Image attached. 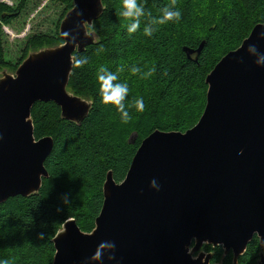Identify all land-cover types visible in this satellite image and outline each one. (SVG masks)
Wrapping results in <instances>:
<instances>
[{"label":"water","instance_id":"95a60500","mask_svg":"<svg viewBox=\"0 0 264 264\" xmlns=\"http://www.w3.org/2000/svg\"><path fill=\"white\" fill-rule=\"evenodd\" d=\"M103 13V0H74L60 25L63 43L30 53L15 75L0 78V205L37 195L49 178L45 162L54 141L35 138L33 106L53 102L62 119L79 126L88 117L92 101L68 86L74 54L96 44L89 29ZM261 33L264 24L208 75L205 111L194 128L153 132L123 182L108 173L95 229L86 234L75 220L66 221L53 239V264H210L214 255L200 252L205 244L232 253L238 264L255 237L264 249ZM203 47L184 51L191 59Z\"/></svg>","mask_w":264,"mask_h":264},{"label":"trees","instance_id":"16d2710c","mask_svg":"<svg viewBox=\"0 0 264 264\" xmlns=\"http://www.w3.org/2000/svg\"><path fill=\"white\" fill-rule=\"evenodd\" d=\"M51 1L65 7L56 35L30 38L16 65L6 59L4 27L22 15L30 0H21L17 7L0 1V71L10 68L15 72L29 51L63 43L60 23L74 0ZM137 2L144 6L145 15L139 29L129 33L132 21L121 15L122 0H103L104 13L89 29L96 34V44L74 54L68 90L92 101L83 123L79 126L62 119L60 107L53 102L33 106L35 138L54 141L45 162L49 178L43 180L37 195L12 198L0 205V261L53 264V239L71 219L81 231L91 233L103 207L108 173L112 172L117 183L123 182L137 150L153 132L185 133L194 128L205 111L208 75L223 57L241 47L257 25L264 24V0H175L174 6L173 0ZM164 7L179 10L180 20L155 23ZM145 27L153 28L152 36L144 34ZM202 43L201 53L188 58L184 49L196 51ZM80 57L88 58L83 67L75 65ZM101 66L116 73L117 82L127 83L126 106L143 98V111L127 107L131 116L127 123L112 104L102 100L97 80ZM133 67L140 71L133 74ZM133 135L134 144L130 142ZM41 233L44 238L38 239ZM207 250L215 253L213 264H233V254L225 256L222 247L208 246ZM260 251V240L255 237L238 264H257Z\"/></svg>","mask_w":264,"mask_h":264},{"label":"clouds","instance_id":"9594fccd","mask_svg":"<svg viewBox=\"0 0 264 264\" xmlns=\"http://www.w3.org/2000/svg\"><path fill=\"white\" fill-rule=\"evenodd\" d=\"M175 4V0H173V6ZM123 11L121 15L132 21L128 26V32L134 33L140 27V18L145 15L144 6L139 4L137 0H122ZM150 16L151 13H148ZM181 12L179 10H173L172 7H164L162 9V16L159 19H156L154 22L160 25H163L170 21H179L181 18ZM153 28L145 27L144 34L146 36L153 35ZM68 35V33H66ZM259 39H264V33H261ZM250 49L257 50L255 45H250ZM88 63L87 57H80L75 60V65L77 67H83L85 64ZM259 64L260 61H257ZM122 71V69L118 70ZM133 74H136L140 71L139 68L133 67L131 69ZM152 71H155L154 69ZM152 72L146 73V75H151ZM97 80L100 84V93L102 96V100L106 104H112L117 111L121 114V119L123 122L127 123L131 116L129 115V111L127 107H134L137 111L144 110V102L143 98L134 99L130 105L126 106L125 101L128 96L129 88L127 83H119L118 76L116 73L110 72L105 66H101L97 73ZM154 183V181H153ZM44 233H41L38 236V239H43ZM103 248V245H100L97 251L95 252L94 256L92 257L93 260L98 259L100 256V249ZM109 259H113V257H109ZM0 264H9L8 260L0 261Z\"/></svg>","mask_w":264,"mask_h":264},{"label":"rangeland","instance_id":"374dc122","mask_svg":"<svg viewBox=\"0 0 264 264\" xmlns=\"http://www.w3.org/2000/svg\"><path fill=\"white\" fill-rule=\"evenodd\" d=\"M0 1L13 7H17L21 2V0ZM64 9V6L58 5L51 0H30L22 15L11 26L4 27V47L7 61L16 65L24 55L28 40L35 35H56L57 26L64 13ZM36 51H29L28 55ZM15 72L10 68H5L0 71V78H2L5 73L15 75ZM203 252L204 250L201 251V253ZM198 255L199 253H196L193 256L197 257ZM262 255L264 256V249L259 253L257 264Z\"/></svg>","mask_w":264,"mask_h":264},{"label":"flooded vegetation","instance_id":"af4514ba","mask_svg":"<svg viewBox=\"0 0 264 264\" xmlns=\"http://www.w3.org/2000/svg\"><path fill=\"white\" fill-rule=\"evenodd\" d=\"M194 245V244H193ZM208 246H211V245H204L201 249H200V252L201 251H203L204 250V253L206 252V253H212L213 255L215 254L214 253V251H208L207 250V248H208ZM212 248H214L213 246H211ZM219 247V246H218ZM215 248H217V247H215ZM214 259V258H213ZM213 261V260H212ZM212 261H211V263H212ZM213 264V263H212Z\"/></svg>","mask_w":264,"mask_h":264}]
</instances>
